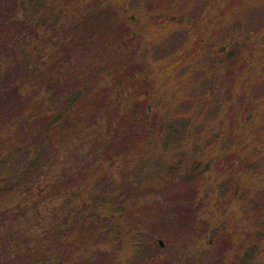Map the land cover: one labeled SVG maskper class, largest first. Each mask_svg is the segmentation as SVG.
Listing matches in <instances>:
<instances>
[{
  "label": "trees",
  "instance_id": "1",
  "mask_svg": "<svg viewBox=\"0 0 264 264\" xmlns=\"http://www.w3.org/2000/svg\"><path fill=\"white\" fill-rule=\"evenodd\" d=\"M39 5V25L49 32L43 40L35 29L39 39L23 45L21 11ZM262 7L264 0H0V264H117L115 228L107 229L102 214L107 204L137 220L127 243L134 264H161L141 218L172 225L168 240L175 231L192 234L193 204L212 184L203 158L216 161L223 177L215 189L237 199L242 211L253 206L264 216V180L249 185L264 178V92L254 93L264 83V22L235 29L247 9ZM138 16L151 48L167 47L153 70L138 52L124 54L137 38ZM56 33L68 44L52 41ZM177 37L178 46L169 47ZM99 44L102 59L110 48L119 52L100 62L103 72L84 75L93 67L76 57L74 75H60L72 61L58 57L61 48ZM247 134L254 135L250 146L243 143ZM74 146L86 153L73 166H57L61 155L76 157ZM116 161L131 171L154 162L169 197L180 185L188 190L159 207L155 200L156 211L143 204L138 217L129 209L144 201L139 189L112 194L102 185ZM48 168L54 171L47 177ZM42 171L45 183L36 175ZM261 227L241 264H264ZM230 241L222 236L215 244ZM88 248L94 251L84 259L78 252Z\"/></svg>",
  "mask_w": 264,
  "mask_h": 264
},
{
  "label": "rangeland",
  "instance_id": "2",
  "mask_svg": "<svg viewBox=\"0 0 264 264\" xmlns=\"http://www.w3.org/2000/svg\"><path fill=\"white\" fill-rule=\"evenodd\" d=\"M40 6V5H39ZM43 10L45 8L37 7L34 11L30 12V9L23 7L21 11L22 16L26 17L27 26H25L24 32L25 37L22 38L23 45L25 43H31L32 38L43 39L42 33H47L45 27L47 26H40L38 19L40 16H43ZM40 15V16H39ZM55 16V13H53ZM51 15V19H54V16ZM141 15V14H138ZM61 15H59L56 19L59 24ZM64 19L66 20V16L64 15ZM138 21L136 25V36L137 38L133 39L126 45L127 51L124 53L125 56H130L134 52H138L139 58L142 62H145L150 70H153L155 67L153 64V60L156 59V55L159 56L165 52L166 46L161 47L160 49L155 48L152 49L149 38L144 29V22L141 20V17L138 16ZM257 21L258 24L264 22V7L258 8L256 10L247 9V13H244L243 17L237 20L235 25V29L237 32H241L242 30L247 29L248 25L253 24ZM55 24L56 28H59V25ZM140 24V25H139ZM37 29L41 35L38 37L33 33V30ZM55 28H52V31ZM27 32V34H26ZM23 34L18 33L16 38L21 37ZM52 41L57 42L61 45L68 44L65 40L64 43L61 42L60 36L58 33L52 35ZM178 37L173 40L171 39L168 43L169 47L178 46ZM101 44L95 46H86V47H79V48H61L58 57L61 59H67L72 57V61L67 67L60 69V75L66 74L69 69H71V74L74 75L76 71L75 67L77 66V62L74 60L83 59L85 62L90 66L93 67L90 72L84 71V75H88L93 72V74L98 73L96 68H98L99 72H103L104 66L100 63L102 60L106 59L107 57L110 58V54L117 52L114 51L113 48H110L111 53H105L102 59L103 54H99L97 49ZM44 51H41L42 54H45L47 47L45 48V44L43 45ZM87 47L89 49H87ZM103 49V46L101 47ZM59 51V50H58ZM31 50H28L30 53ZM0 53H2L0 51ZM114 59V57H113ZM74 61V62H73ZM97 62H99L97 64ZM0 66V70H4V65L2 62ZM143 63V64H145ZM53 66V65H52ZM53 74H56L57 70L51 71ZM157 71H154V74ZM108 77V76H107ZM129 93H132L133 90H128ZM264 92V83H259L254 86V93L255 95H259ZM126 96V95H125ZM254 135L247 134L246 137L243 139V143L250 146L252 143ZM74 154L76 157H69L67 158L65 155H61V157L56 161L57 166L63 168L73 166L76 162L77 158H80L81 155L85 154L86 150L80 153V147H73ZM85 152V153H84ZM157 160L163 161L160 156H157ZM176 162V161H175ZM171 162V163H175ZM217 162L210 160L208 158H203V164L208 166V169L211 172V186L203 191L202 195L200 194L193 204L194 209V228L192 230V234H185L182 236H177V231L173 232L174 238L168 240L167 232H171L170 224L166 225H156L157 219L156 218H146L142 216V212L140 207L143 204H148L150 207L156 211L160 204L165 205V198H168L169 187L165 186L163 188L159 184V180L161 177V170L157 168L154 162H146L144 163V168L142 170L131 171L128 165L125 163L120 165V161H116L114 164L109 166V171L107 173L106 178L103 181L104 190H108L112 194L119 192L120 189L125 190V193L129 195H133L134 193L130 192L127 189H139L138 194L144 198V201H136L131 200L130 203L133 201V205L130 207V211L134 212L136 216L141 217V222H143V226L141 225L140 228L143 227V232H149L150 235L147 236V240L151 246L154 256H158L160 259L161 264H173L174 262H179L181 264H217L213 262L216 256L221 257L224 256L221 261L222 264H241V259L245 258V252L248 250L250 253L252 251V247H254L255 243L252 241L257 235V231L260 229L262 230V225L264 224V216L261 212H257L253 206L250 208V212L242 211V206H240V202L232 198L230 199L228 196L224 195L223 190L219 191V188H216L215 181L217 177L222 179L223 177L219 175L217 170ZM105 167H106V163ZM141 166V165H140ZM108 167V166H107ZM134 169H138V166ZM47 177L49 174L54 171V169H47ZM138 173V174H136ZM140 173V174H139ZM39 176L38 181L45 183L46 176L44 175L43 171L41 174H36ZM223 176L228 177L229 174H224ZM233 184L236 182L234 177L237 176L239 179V174L232 175ZM224 177V179H225ZM264 178H260L259 180H255L251 178L250 183L253 181H262ZM102 183V182H101ZM174 185L177 186L175 183ZM172 186V185H171ZM186 186H179L174 189L173 195L169 198H175L179 193H183L187 191ZM220 195V196H219ZM258 199L262 200V194H258ZM65 199V201H67ZM86 201L90 202V197L85 199ZM157 201L158 207L154 206V201ZM61 202L64 199L60 200ZM130 201V199H129ZM141 202V204H140ZM129 203V204H130ZM106 211L102 213V218L104 222L109 225L107 229L115 228L113 230V236L115 237V243L111 245L116 258L117 264H134L135 257L132 256L130 250L128 249L129 239L128 233L131 228H133L137 224V220L134 218L129 217L128 213H124L125 211H120L116 209V207L111 205H105ZM185 213V211H183ZM172 219L178 218L177 214H173L171 211ZM126 215L124 218H122ZM135 216V215H134ZM192 216V215H191ZM135 224V225H134ZM112 226V227H111ZM155 227L156 229H154ZM153 228V229H151ZM176 230V228L173 226ZM179 232V231H178ZM179 234H184L179 232ZM119 235L124 236L120 239ZM222 236H229L231 241L227 242L226 244H215ZM160 240L164 243L163 245L160 244ZM222 251L224 255L216 254V251ZM92 248H88L86 251H79L78 254L87 259L91 257L93 253ZM146 254V252H145ZM263 254V255H262ZM215 255V256H214ZM208 258V259H207ZM258 258L264 260V252L258 255Z\"/></svg>",
  "mask_w": 264,
  "mask_h": 264
},
{
  "label": "water",
  "instance_id": "3",
  "mask_svg": "<svg viewBox=\"0 0 264 264\" xmlns=\"http://www.w3.org/2000/svg\"><path fill=\"white\" fill-rule=\"evenodd\" d=\"M160 243L163 245V241L161 240ZM173 264H181L179 262H174Z\"/></svg>",
  "mask_w": 264,
  "mask_h": 264
}]
</instances>
